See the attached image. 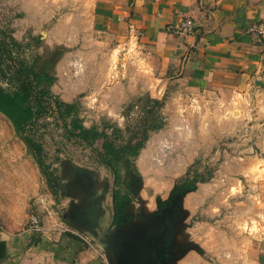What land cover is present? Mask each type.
I'll use <instances>...</instances> for the list:
<instances>
[{
    "label": "rangeland",
    "instance_id": "374dc122",
    "mask_svg": "<svg viewBox=\"0 0 264 264\" xmlns=\"http://www.w3.org/2000/svg\"><path fill=\"white\" fill-rule=\"evenodd\" d=\"M78 2L0 0V39L7 36L14 40L10 48L13 58L32 65L35 72L52 74V65L62 51L44 44L54 20L43 22L51 11L74 14ZM84 5L89 7L86 2ZM79 18V29L87 32L86 17ZM124 47L123 59L114 53L109 60L112 82L106 83V76H102L99 90L84 92L75 101V112L69 115L67 111L65 121L54 105V98L60 100L51 93L49 108L25 133L41 149L43 167L10 120L0 113V220L16 227L33 213L42 224L73 231L101 246L105 245L101 235L121 238L147 229L171 259L194 249L198 254L191 264H199L200 259L209 264H242L252 244L264 237L263 81L256 79L239 90L206 84L193 89L181 80L167 83L159 72L154 75L150 56L134 41ZM98 55V59H77L85 65L77 67V73L90 78L88 66L96 61L101 67L105 64L104 55ZM120 70L125 95L119 87L106 90L118 82ZM150 96L162 103L164 126L157 132L148 129V140L139 156L120 167L122 180L117 186L104 163L102 141L117 130L122 143L135 133L141 138L142 114L148 106L144 101ZM75 119L106 135L88 146L72 132ZM188 168L190 184L197 186L184 200V208L177 200L154 213L155 205L170 197ZM202 180L206 183H199ZM117 189L128 193L123 201L124 221L106 230V221L110 223L111 218H106V211L111 214V198Z\"/></svg>",
    "mask_w": 264,
    "mask_h": 264
},
{
    "label": "crops",
    "instance_id": "0c3cea01",
    "mask_svg": "<svg viewBox=\"0 0 264 264\" xmlns=\"http://www.w3.org/2000/svg\"><path fill=\"white\" fill-rule=\"evenodd\" d=\"M85 2L89 6L86 9ZM74 9L72 15L51 11L43 22L54 20L44 44L62 51L52 65L54 82L50 91L64 103L75 102L92 88L99 90L102 76H106V83L112 82L108 77L109 60L114 53L123 59L124 46L131 41L150 56L154 75L159 72L167 83L181 80L193 89L206 84L234 90L248 88L256 79L264 83V76L258 78L264 75V42L254 31L257 23L264 22V0H80ZM80 15L86 17L92 30L79 29ZM70 16L74 18L69 20ZM186 19L193 21L191 34L167 32L168 26H177ZM97 53L104 55L105 64L101 67L96 61L88 66L86 74L90 78L77 73V67L85 66L77 59H98ZM118 74L119 83L106 90L119 87L125 95L121 85L124 73L120 70ZM189 194L193 192L181 198L182 207ZM111 200L113 208L111 214L106 211V218L114 212V193ZM0 223L4 226L0 232V264H109L101 246L73 231L43 224L44 232L35 234L28 230V216L20 226ZM197 254L189 249L177 264L196 262ZM198 262L209 264L202 259ZM241 263L264 264V237L252 244Z\"/></svg>",
    "mask_w": 264,
    "mask_h": 264
},
{
    "label": "trees",
    "instance_id": "16d2710c",
    "mask_svg": "<svg viewBox=\"0 0 264 264\" xmlns=\"http://www.w3.org/2000/svg\"><path fill=\"white\" fill-rule=\"evenodd\" d=\"M14 45V40L7 36L0 39V113L10 120L23 137L28 150L34 154L38 165L43 167L41 149L36 147L33 140L26 137L25 133L37 125L42 114L49 108L50 100L53 99L50 86L53 84L54 78L52 74L35 72L32 65H27L24 61L13 58L10 48ZM43 85H45L44 88ZM138 101L141 99L138 98ZM144 104L148 106L146 105L147 110H144L142 114L144 117L142 119L143 135L138 139L137 133H135L125 143L120 142V130H117L113 136H107L97 132L96 127L85 128L79 119L72 121V132L76 133V136L88 146L95 145L96 140L106 135L101 144L102 154L104 163L114 174V181L117 186L122 180L119 174L120 167L138 157L148 140V129L150 132H157L164 126V118L160 112L162 103L146 98ZM54 105L63 121L66 119L67 111L71 115L77 109L75 102L69 104L57 101L55 98ZM190 172L188 168L184 177L176 181L175 186L170 191L169 199L160 204L161 209L176 197L196 190L197 183L190 184ZM199 183H206V181L202 180ZM127 195L128 193L121 189L114 191L115 214L118 223L124 215L125 204L123 201ZM71 237L74 238L72 235Z\"/></svg>",
    "mask_w": 264,
    "mask_h": 264
},
{
    "label": "water",
    "instance_id": "95a60500",
    "mask_svg": "<svg viewBox=\"0 0 264 264\" xmlns=\"http://www.w3.org/2000/svg\"><path fill=\"white\" fill-rule=\"evenodd\" d=\"M186 194L187 193L176 197L173 201H170L164 208H168L169 206L171 207L172 205H174L172 204L174 201H177V200L180 201L181 198L185 196ZM160 203L159 202L157 203V210L154 213H157L159 210L161 211ZM96 213H97V209L95 208L93 210L94 217L96 216ZM153 214H150V215H153ZM123 219L124 218L121 217L118 223L116 219L115 203H114V212L112 213V216L109 219L110 223H107L106 221V224H107L106 230H109L111 226L114 224L120 226V223L122 222ZM95 220L97 222V219ZM149 232L150 231H148L147 229L145 230L137 229L133 231V233L128 234V236L126 237L113 238L112 236V238H109V239L107 236L105 237L101 235L100 238L101 240H103V243L105 245L104 246L102 245L103 247L99 244L98 245L101 246V248L103 249L108 259L109 264H176L177 261L184 255L183 254L181 257L177 259L169 258L168 255H165L167 250H165L163 246H160L159 242H157V238H155V234H151L152 235L151 236L149 235L150 234ZM155 249L157 251V256L153 257L150 253L152 250H155ZM196 252L198 253V251Z\"/></svg>",
    "mask_w": 264,
    "mask_h": 264
},
{
    "label": "built area",
    "instance_id": "2783aa9c",
    "mask_svg": "<svg viewBox=\"0 0 264 264\" xmlns=\"http://www.w3.org/2000/svg\"><path fill=\"white\" fill-rule=\"evenodd\" d=\"M193 31V21L186 19L177 26H168L167 32L177 35H188ZM254 31L256 34L264 40V22H259L255 25ZM28 230L35 234H42L44 232V225L41 219L35 215L30 214L28 217ZM4 231V226L0 223V232Z\"/></svg>",
    "mask_w": 264,
    "mask_h": 264
},
{
    "label": "flooded vegetation",
    "instance_id": "af4514ba",
    "mask_svg": "<svg viewBox=\"0 0 264 264\" xmlns=\"http://www.w3.org/2000/svg\"><path fill=\"white\" fill-rule=\"evenodd\" d=\"M164 208H162L161 210H163ZM151 251V250H150ZM153 257H156L157 256V251L156 249L155 250H152L151 253H150Z\"/></svg>",
    "mask_w": 264,
    "mask_h": 264
}]
</instances>
